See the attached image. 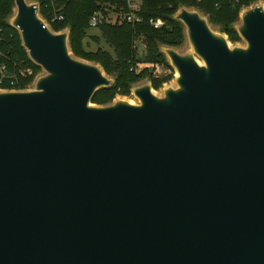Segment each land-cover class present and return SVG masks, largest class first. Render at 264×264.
I'll use <instances>...</instances> for the list:
<instances>
[{
    "label": "water",
    "instance_id": "obj_1",
    "mask_svg": "<svg viewBox=\"0 0 264 264\" xmlns=\"http://www.w3.org/2000/svg\"><path fill=\"white\" fill-rule=\"evenodd\" d=\"M36 5L6 20L40 71L0 89V264H264L263 2L238 10L240 45L179 6L173 86L105 104L113 79Z\"/></svg>",
    "mask_w": 264,
    "mask_h": 264
},
{
    "label": "trees",
    "instance_id": "obj_2",
    "mask_svg": "<svg viewBox=\"0 0 264 264\" xmlns=\"http://www.w3.org/2000/svg\"><path fill=\"white\" fill-rule=\"evenodd\" d=\"M32 1L37 3L38 14L52 31L68 28L67 42L73 56L97 63L104 74L113 79L108 87L98 89L91 96L90 102L94 104H105L116 95H128L129 87L141 79H148L150 87L154 90L171 79L172 70L159 52L158 46L178 47L181 44L182 26L179 21L172 18L179 6L196 9L205 15L210 25L225 35L228 42L235 43L239 38L232 24L237 19L238 10L250 3L241 1L239 4L231 5L228 0H137L134 13L140 17V22L130 24L123 19L124 0ZM262 2L264 5V0ZM11 9L12 0H0V63H4L9 72L26 66L31 69L30 75L21 78L22 83L18 88L23 89L40 70L28 60L20 46L16 30L7 24ZM53 11L61 14L62 20L51 21ZM108 12L115 15L110 21L107 20ZM93 13L99 14V21L93 28L108 50L99 47L93 50L84 48L83 39L87 37L86 30L90 28L88 20ZM149 19L158 20L161 25L152 28L148 24ZM90 38L94 42L97 40L95 36ZM150 63L162 64L170 71L169 74L155 77L145 66L135 68L137 64Z\"/></svg>",
    "mask_w": 264,
    "mask_h": 264
},
{
    "label": "built area",
    "instance_id": "obj_3",
    "mask_svg": "<svg viewBox=\"0 0 264 264\" xmlns=\"http://www.w3.org/2000/svg\"><path fill=\"white\" fill-rule=\"evenodd\" d=\"M241 1H250L257 2L262 0H228L231 5H236L241 3ZM125 3V11L123 13V19L124 21L130 23V24H137L140 22V17L134 13L136 7H137V0H124ZM49 6H51V3H49ZM44 7H46V4H44ZM36 8L38 9V5H36ZM55 10V9H52ZM51 21H60L62 20V15L56 12H52V15L50 17ZM99 21V14L93 13L88 20V26L90 28H93L95 24ZM47 24V23H46ZM148 24L152 28H158L161 25V22L158 20H148ZM31 74V69L29 67H23L18 69L17 71H8L6 69V65L4 63H0V89H6V90H18L20 88L19 85L22 83V79L28 75ZM4 86V87H1ZM24 89V88H23Z\"/></svg>",
    "mask_w": 264,
    "mask_h": 264
},
{
    "label": "rangeland",
    "instance_id": "obj_4",
    "mask_svg": "<svg viewBox=\"0 0 264 264\" xmlns=\"http://www.w3.org/2000/svg\"><path fill=\"white\" fill-rule=\"evenodd\" d=\"M255 3V2H254ZM250 4V3H249ZM114 13L113 12H108L107 13V20L110 21L114 18ZM86 34L87 37L83 39V44H84V48L86 50H93L95 47H99L101 49H105L108 50L109 48L105 45V43L103 42V40L98 36V33L96 31V29L94 28H88L86 30ZM91 36H95L97 38L96 42H94L90 37ZM230 45H232L231 43H229ZM235 44H242V41L237 42ZM186 48V43L184 40H182L181 44L178 47H175V49L177 51H183ZM145 66L147 71H149L151 73L152 76H157V77H161L164 75L169 74V70L167 68H164V66L160 63H150V64H137L135 66L136 69ZM172 70V69H171ZM171 74L173 75V70L171 72ZM142 82V79L140 81H138L136 84ZM163 85H170L173 86V82L172 79H169L167 82L163 83ZM152 92L155 94H160V90L159 89H152ZM115 98H122L125 100H129L131 102H135L134 98L131 96L130 93H128V95L125 96H121V95H116Z\"/></svg>",
    "mask_w": 264,
    "mask_h": 264
}]
</instances>
